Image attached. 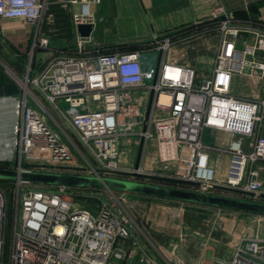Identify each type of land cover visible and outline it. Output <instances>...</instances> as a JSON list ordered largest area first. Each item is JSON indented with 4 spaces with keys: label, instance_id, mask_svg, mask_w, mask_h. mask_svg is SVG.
Masks as SVG:
<instances>
[{
    "label": "built area",
    "instance_id": "built-area-1",
    "mask_svg": "<svg viewBox=\"0 0 264 264\" xmlns=\"http://www.w3.org/2000/svg\"><path fill=\"white\" fill-rule=\"evenodd\" d=\"M102 1L72 0L78 6L72 15L75 29L95 26L92 8ZM43 7L44 0H0V19H21L36 27ZM207 20L215 22L219 43L212 70L202 80L194 69L166 61L174 41L170 36H152L134 51L77 57L52 54L49 40L35 36L30 57L35 51L50 52L51 57L34 77L27 66L16 107L13 170L130 177L134 168L118 163L120 148L138 147L142 141L144 149L155 140L158 161L180 163L175 179L187 182L190 191L228 193L264 204V181L258 178L264 167V23L235 24L220 7ZM88 40L77 33L79 54ZM152 52L158 53L155 66L144 59ZM236 76L256 79L258 97L233 94ZM162 95L166 103L160 102ZM61 101L66 110L59 107ZM46 104L74 138L47 124V115L53 117ZM205 130L225 133L230 140L225 147L206 145ZM208 151L229 157L224 180L215 178ZM136 172L147 174L141 167ZM22 184L12 183L10 199L0 189V264H5L8 204L12 223L6 264H159L120 204L97 199L89 211L74 203L76 194L69 187L26 189ZM230 264H264V240L248 239L238 246Z\"/></svg>",
    "mask_w": 264,
    "mask_h": 264
},
{
    "label": "crops",
    "instance_id": "crops-1",
    "mask_svg": "<svg viewBox=\"0 0 264 264\" xmlns=\"http://www.w3.org/2000/svg\"><path fill=\"white\" fill-rule=\"evenodd\" d=\"M216 7L222 8L235 24L248 20L264 23V0H103L92 8L96 24L91 29L89 40L83 43L82 54H79L75 47L77 31L72 24V15L78 11V6L72 0H44L36 27L21 19H0V88L16 85L18 89L15 94L0 95V162L14 160L16 107L23 96L26 61L35 36L49 40L53 46L52 54L76 57L118 51L146 42L152 36H179L173 39L167 51L168 62L192 68L203 75V71L206 72L214 63L219 33L215 29L186 32L187 28L207 20ZM33 55L30 77L37 75L39 66L45 62L44 56L51 57L50 52L42 51H35ZM29 104L33 105L31 101ZM206 132L218 140H226L225 145L230 140L225 133ZM206 132H203L202 140ZM207 154L215 178L222 181L218 163L222 155L229 157L224 153L219 155L217 151H208ZM137 155V146L122 147L117 160L120 166L130 169L134 168ZM140 167L143 172L160 177L176 175L180 163H160L157 143L152 140L142 150ZM258 178L264 181V167L259 171ZM128 197L127 211L140 226L139 239L146 236L147 252L151 257L152 253L162 255L159 264L232 262L241 238L234 225L199 224L198 217L183 209L181 202L137 194Z\"/></svg>",
    "mask_w": 264,
    "mask_h": 264
},
{
    "label": "rangeland",
    "instance_id": "rangeland-1",
    "mask_svg": "<svg viewBox=\"0 0 264 264\" xmlns=\"http://www.w3.org/2000/svg\"><path fill=\"white\" fill-rule=\"evenodd\" d=\"M94 37H99V36H94ZM247 37L248 40V36H244ZM98 39V38H97ZM150 39H148L147 41H150ZM172 46V45H171ZM50 47L52 48L53 46L50 45ZM168 52H166L167 54ZM34 56L30 57V55L27 57V61H26V67L28 66L29 63H31V67L33 66V62H34ZM157 56L158 53L157 52H152L149 54L144 55V59L148 60L150 62V64H152L153 66L156 65L157 62ZM47 55L43 57L44 61H47ZM40 60V59H39ZM166 61H168L167 57H166ZM25 67V68H26ZM213 64H211L210 68H208V70L205 72L203 71V75L202 74H198L196 77L200 78V80L204 79V77L206 75H208L211 70H212ZM24 77V76H23ZM25 78L23 79L24 82ZM257 82L254 79H250L247 78L245 76H236L234 78V82L231 88V91L233 94L238 95V96H242V97H250V98H254V97H258V93H259V87L257 86ZM29 89H31V86H28ZM29 101V98H28ZM59 107L62 110H66L67 109V105L64 104L62 101L58 102ZM49 115H51L53 117V121L51 119H49V116L47 115L48 119H47V124L51 127H53L54 130H56L57 132H61V130H64L65 132H67L70 136H72V138H74L73 134L70 132V129L66 126V124L63 123L62 121V117H60V115L52 108V106L50 105H45ZM59 127H58V126ZM208 130H205V132ZM152 141V140H150ZM203 143L209 146H213V147H225V143L226 140H218L215 137L210 136V134H206L203 137ZM123 147V146H122ZM121 147V148H122ZM75 154L77 155V152L74 151ZM217 154L222 155L220 153L217 152ZM162 164H166V163H171V162H160ZM134 165V164H133ZM230 167V160L229 158L225 157L224 155H222L221 160L218 163V170L220 172V174L222 175V179L224 180L226 177V174L229 170ZM133 170V168H130ZM129 169V170H130ZM160 177H165V178H175L176 175L172 174V175H168V176H160ZM119 179H125V180H131V181H138V182H145V183H150V184H154V185H159V186H166V187H173V188H179V189H185V190H189L188 186L186 185H179V184H168L167 182H158L155 180H143V179H136V178H132V177H126V176H119ZM12 187V184H7V185H0V189H2L5 193L8 194V198L10 199V189ZM22 187L26 188V189H47L48 186L45 185H41V184H32V183H26V184H22ZM68 192L72 193L73 195L76 194L75 197H73L74 203H76L77 205L86 208L87 210L91 211V207L94 206L95 203H92L91 201L96 200L97 199H105V200H109L111 202L114 203H118L121 206H123L125 208V210H128V204H127V199L129 198L128 196H130L129 193H122V192H118V191H108V190H100V189H92V188H73V187H69ZM217 195L220 196H224V197H230V198H235V197H231L230 194L228 193H220V192H216ZM243 201H249L247 200V198H241ZM182 204L183 209L186 208V210L189 211V213H191V215L197 216L199 219V224H215V225H223V224H230V225H234L237 229V231L240 234V240H239V244L238 246H243L245 244V242L248 239H259V240H264V216L262 215H257V214H246V213H239L233 210H227V209H217V208H211V207H202V206H195V205H191V204H187V203H180ZM10 204H8V210L6 213V230H5V246H4V261L6 264L7 261V257L9 254V247H10V233H11V223H12V212L10 209ZM128 213V211H127ZM130 216V212L128 213ZM235 216V218H233ZM237 221L235 223V221ZM140 227V226H139ZM145 237L141 238L140 241L143 244L144 248L146 250H148V244L145 241ZM153 258L161 263V258L160 254L158 253H152Z\"/></svg>",
    "mask_w": 264,
    "mask_h": 264
},
{
    "label": "water",
    "instance_id": "water-1",
    "mask_svg": "<svg viewBox=\"0 0 264 264\" xmlns=\"http://www.w3.org/2000/svg\"><path fill=\"white\" fill-rule=\"evenodd\" d=\"M92 27L90 25L77 26L76 31L82 38L89 36ZM16 85L0 88V95H10L17 93ZM143 142L138 146V155L134 164V172L129 173L130 177L143 180H155L179 185H188L187 182L175 179L157 177L136 172L140 167ZM0 180L19 181L22 183L41 184L45 186H61L73 188H92L108 191H118L122 193L149 196L157 199L177 201L181 203L193 204L202 207L233 210L240 213H250L264 215V204L250 201H243L236 198H228L217 195L201 194L190 190L159 186L145 182L131 181L119 178H96L87 176H75L68 174L26 172L17 170L0 169Z\"/></svg>",
    "mask_w": 264,
    "mask_h": 264
},
{
    "label": "trees",
    "instance_id": "trees-1",
    "mask_svg": "<svg viewBox=\"0 0 264 264\" xmlns=\"http://www.w3.org/2000/svg\"><path fill=\"white\" fill-rule=\"evenodd\" d=\"M215 25V22H211L209 20H205L203 22H200L196 25H193L191 26L190 28H187V32L186 34H189V33H193V32H204V31H211L213 29ZM173 39L176 38V37H179V36H171ZM180 37H185V36H180ZM141 47V43L140 44H133V45H130V46H126V47H123L122 49L118 50V51H134V50H137ZM116 50H113V51H107V52H104V53H113L115 52ZM15 167H14V164L12 162H0V169H4V170H13ZM13 181H2L0 180V185L4 186V185H7V184H12ZM168 184H173V183H168ZM163 200V199H162ZM92 203H97L98 201L96 200H93L91 201ZM173 202H177V201H173ZM94 204V205H95ZM193 205V204H191ZM195 206H198V205H195ZM237 212V211H236ZM246 214H250V213H246ZM264 216V215H262Z\"/></svg>",
    "mask_w": 264,
    "mask_h": 264
},
{
    "label": "bare ground",
    "instance_id": "bare-ground-1",
    "mask_svg": "<svg viewBox=\"0 0 264 264\" xmlns=\"http://www.w3.org/2000/svg\"><path fill=\"white\" fill-rule=\"evenodd\" d=\"M160 102H162V103H166L167 102V98L165 97V96H161L160 97Z\"/></svg>",
    "mask_w": 264,
    "mask_h": 264
}]
</instances>
